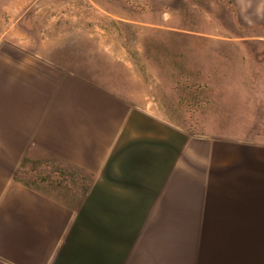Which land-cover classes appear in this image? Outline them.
Returning a JSON list of instances; mask_svg holds the SVG:
<instances>
[{"label": "rangeland", "instance_id": "374dc122", "mask_svg": "<svg viewBox=\"0 0 264 264\" xmlns=\"http://www.w3.org/2000/svg\"><path fill=\"white\" fill-rule=\"evenodd\" d=\"M24 1L0 0V43L40 27L42 65L62 64L84 78L78 98L62 91L51 109L77 112L80 129L120 136L136 151L169 147L168 195L143 207L158 210L149 218H165L167 231L158 242L139 234L120 264H264V245L259 258L251 251L253 233L264 237V55L255 41L227 39L246 35L245 18L228 0H42L39 25L19 7ZM222 107L233 120L210 119ZM222 132L245 135H211ZM54 171L34 163L19 176L53 184ZM82 251L72 257L68 248L59 262L111 260Z\"/></svg>", "mask_w": 264, "mask_h": 264}, {"label": "crops", "instance_id": "0c3cea01", "mask_svg": "<svg viewBox=\"0 0 264 264\" xmlns=\"http://www.w3.org/2000/svg\"><path fill=\"white\" fill-rule=\"evenodd\" d=\"M228 1L231 9L237 10V16L245 18L242 23L246 24L247 33L227 39L236 45L255 41L262 45L264 55V0ZM19 7L33 14L28 17L32 24L40 25L42 0L24 1ZM27 11L23 13L24 21ZM82 80L71 67L52 61L42 65L40 27L35 31L12 32L0 43L2 264H61L59 259L65 256L64 260L71 254H65L68 248L74 257L75 251L79 254L85 247L91 256L103 255L111 259L107 260L108 264H120L117 256L132 249L139 234L151 233L152 241L158 242L159 233L167 231L169 225L165 218H155V221L149 218L158 217V210L143 207L160 195L162 198L168 195L165 191L169 183L170 164L166 154L169 147L166 145V152L159 145L153 146V152L136 151L122 145L120 136L100 139L93 129H80L77 112L52 110L62 91L70 90L78 98ZM90 83L94 92L95 83ZM42 88L45 90L43 104L47 106L44 113ZM99 90L120 97L103 86ZM231 113L222 107L210 119L233 120ZM149 117L156 122L168 121L167 117L156 114ZM169 127L173 135L174 128ZM34 163L55 170L60 180L49 184L21 179L20 172ZM62 172L65 175L61 176ZM79 183L85 185L84 191L77 188ZM260 245H264V237L253 233L252 258L261 257L257 251ZM76 263L79 264L78 257Z\"/></svg>", "mask_w": 264, "mask_h": 264}]
</instances>
